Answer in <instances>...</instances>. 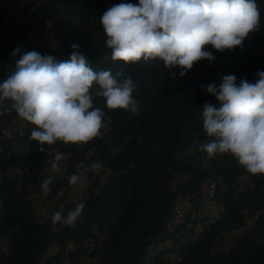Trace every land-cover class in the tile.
<instances>
[{
	"label": "trees",
	"instance_id": "obj_1",
	"mask_svg": "<svg viewBox=\"0 0 264 264\" xmlns=\"http://www.w3.org/2000/svg\"><path fill=\"white\" fill-rule=\"evenodd\" d=\"M36 1L55 20L52 38L27 4L0 0V83L16 70L13 41L30 32L31 39L19 46L24 51L63 61L78 44L94 70L131 77L139 109L136 115L109 111L103 98L94 97L111 123L87 144L57 142L40 152L30 138L34 126L26 121L21 132L0 139V264H39L44 257L49 262L46 254L59 260L66 247L72 248L67 258L81 264H264V174L247 173L230 154L209 158L200 150L211 139L202 127L203 105L221 106L202 86L219 87L230 74L237 82H255L264 71V0H256L259 31L231 51L205 46L215 59L195 63L183 77L181 69L165 68L159 59L127 65L111 60L100 16L113 4L138 0ZM7 103L0 117H18ZM58 152L64 164L53 168ZM79 163L85 177L70 190ZM48 177L53 180L45 193L41 185ZM210 181L221 217L195 235L191 227ZM31 198L49 213L44 223ZM81 202L84 211L74 227L53 224L54 212L67 214ZM175 207L183 224L171 221ZM225 239L232 243L227 250L211 252Z\"/></svg>",
	"mask_w": 264,
	"mask_h": 264
},
{
	"label": "clouds",
	"instance_id": "obj_2",
	"mask_svg": "<svg viewBox=\"0 0 264 264\" xmlns=\"http://www.w3.org/2000/svg\"><path fill=\"white\" fill-rule=\"evenodd\" d=\"M100 24L112 61L127 65L159 59L165 68L181 69L183 77L195 63L215 59L205 46L217 52L242 47L250 33L260 30V11L256 0H138L111 5L100 16ZM70 47L63 61L15 48L11 56L19 55L16 70L0 83V108L8 102V111L34 126L30 138L40 152L57 142L81 145L101 137L111 120L94 106V97L103 98L109 111L138 113L133 96L137 86L131 77L122 71L113 75L110 70H94L78 44ZM256 76L255 82H237L230 74L219 87L202 86L221 106L203 105L202 127L211 139L200 145L209 158L230 154L254 176L264 174V71ZM63 158L62 153L55 155L56 162ZM52 180L43 181L45 193ZM78 181L75 174L69 178L72 185ZM83 211L81 202L66 215L63 210L54 212L52 222L74 227Z\"/></svg>",
	"mask_w": 264,
	"mask_h": 264
},
{
	"label": "built area",
	"instance_id": "obj_3",
	"mask_svg": "<svg viewBox=\"0 0 264 264\" xmlns=\"http://www.w3.org/2000/svg\"><path fill=\"white\" fill-rule=\"evenodd\" d=\"M19 6L23 4L28 5V12L29 15H31L36 21L40 22L47 31V37L52 38L54 34L57 32L58 27L55 23V20L50 15H43L41 12V5L36 0H19L18 2ZM31 39V33L26 32L23 35L19 36V38L15 39L13 41V45L15 47L22 46L26 41ZM24 124V120L21 118H18L16 116H2L0 117V139L6 138L9 136L10 132L18 131L21 132V126ZM1 152V149H0ZM53 162L55 163V157L52 158ZM59 167H62L64 164V160L57 162ZM24 171V170H22ZM75 175L79 177V181L82 180L85 177V171L82 169V163H79L77 165V168L74 172ZM21 186V182L17 181L16 188ZM74 185L70 184L69 189L72 190ZM202 198L204 200L203 202V209L197 213V220L195 224L191 227L194 231V234H201L203 229L215 223L218 221L221 217V209L219 205L216 203L214 199V183L212 181L208 182L205 186V189L203 191ZM29 196V194L26 195V198ZM31 202L36 206L35 200L31 198ZM35 216L39 219L42 223H44L49 218V213L45 211L44 209H41L39 207H35ZM66 215V214H65ZM171 221L174 224H183L184 223V216L181 210L178 207L174 208V211L172 212V219ZM60 226H64L62 224H59ZM194 235V236H195ZM72 250L71 247H66L64 252L61 254L60 259L56 260L54 258H50L51 255L46 254L49 258V262H46V257H44L39 264H81V263H74L70 261L69 258H67V253ZM51 253V251H49ZM179 261V259H176Z\"/></svg>",
	"mask_w": 264,
	"mask_h": 264
},
{
	"label": "rangeland",
	"instance_id": "obj_4",
	"mask_svg": "<svg viewBox=\"0 0 264 264\" xmlns=\"http://www.w3.org/2000/svg\"><path fill=\"white\" fill-rule=\"evenodd\" d=\"M65 27H66V29H67V26L66 25H64ZM18 149V148H17ZM73 194H74V192H73ZM251 223V222H250ZM185 236H187V233H185ZM184 237V236H183ZM231 241L229 240V239H225V241L224 242H221L220 244H218L217 246L219 247V248H217V246L214 248V249H212L211 250V252H219V251H225V250H227L228 249V245L230 244H232V243H230ZM165 244V243H164ZM163 244V245H164ZM263 245H264V242H263ZM83 264H89L88 262H85V263H83ZM255 264H257V263H255Z\"/></svg>",
	"mask_w": 264,
	"mask_h": 264
}]
</instances>
